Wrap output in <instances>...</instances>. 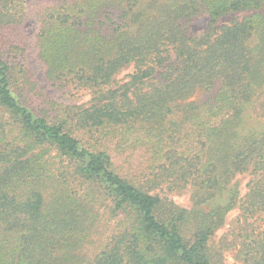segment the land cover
<instances>
[{"label":"trees","instance_id":"16d2710c","mask_svg":"<svg viewBox=\"0 0 264 264\" xmlns=\"http://www.w3.org/2000/svg\"><path fill=\"white\" fill-rule=\"evenodd\" d=\"M24 1L0 0V264H226L230 252L264 264V0L42 8L45 74L88 91L79 105L40 96L7 54ZM201 13L209 25L197 35ZM137 150L146 164L121 174L112 153ZM165 191H189L194 208Z\"/></svg>","mask_w":264,"mask_h":264},{"label":"rangeland","instance_id":"374dc122","mask_svg":"<svg viewBox=\"0 0 264 264\" xmlns=\"http://www.w3.org/2000/svg\"><path fill=\"white\" fill-rule=\"evenodd\" d=\"M62 0H25V16L24 20L20 24H15L9 26L3 36L7 39L8 47L7 54L11 57L12 63L18 65L23 63V69L26 76L31 81V83L36 87L37 93L42 97L49 98L51 100L57 101L65 105H79L88 103L92 96L86 90H77L74 88L60 87L55 85L50 81L45 74V66L39 58V49L37 46V35H38V23L37 16L39 11L49 5L57 4ZM244 14H234L222 18L218 26H223L228 23L233 18L242 19ZM209 25V17L206 13H201L199 16L194 18L190 23V29L193 33L201 35L206 31ZM18 46L20 50L14 47ZM133 73V67L130 66L122 72H120L117 77V84H121L127 80L128 76ZM29 91V88H27ZM34 93H32L33 95ZM117 169L121 174L133 175L134 173H139L143 168V163L146 164L148 155L144 150L130 151L125 154L112 153ZM138 170V171H137ZM250 181V176L248 174L238 175L235 179V183L239 187V197H244L247 193V184ZM163 195L170 198L177 205L192 209L194 208L193 202L191 201V194L186 191L181 194L177 193H167L166 191L162 193ZM240 214L239 208L232 210L225 221V225L217 231L216 240H219L225 234L231 231L235 221ZM226 264H242L236 259L235 253L226 254Z\"/></svg>","mask_w":264,"mask_h":264}]
</instances>
